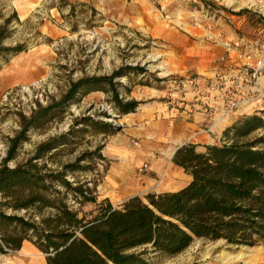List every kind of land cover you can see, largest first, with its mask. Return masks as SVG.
<instances>
[{
	"label": "rangeland",
	"instance_id": "374dc122",
	"mask_svg": "<svg viewBox=\"0 0 264 264\" xmlns=\"http://www.w3.org/2000/svg\"><path fill=\"white\" fill-rule=\"evenodd\" d=\"M12 11L19 23L9 26L12 33L3 45L24 44L25 50L0 57V164L24 119L60 101L71 83L120 68L125 75L114 79L113 90L85 96L83 90L76 101L34 122L19 136L9 168L66 135L70 144L34 163L58 172L63 165H78L66 179L87 184L98 200L107 198L115 207L134 196L144 199L184 186L189 176L169 157L180 143L204 152L225 144L224 130L241 118L264 119V0H0V23ZM113 93L122 103L136 102L135 110L117 112ZM166 110L172 121L186 120L185 137L144 139L143 131L157 136L165 130L160 121L168 119ZM145 123L147 130L141 127ZM114 172L121 177L118 186L111 180ZM145 259L264 264V240L243 246L196 239L176 256L149 251ZM0 264L46 263L45 255L25 242L19 251L0 255Z\"/></svg>",
	"mask_w": 264,
	"mask_h": 264
},
{
	"label": "trees",
	"instance_id": "16d2710c",
	"mask_svg": "<svg viewBox=\"0 0 264 264\" xmlns=\"http://www.w3.org/2000/svg\"><path fill=\"white\" fill-rule=\"evenodd\" d=\"M12 22L19 23L15 11L1 18L3 58L25 50L24 44L3 45L12 33ZM124 70L73 82L60 101L24 119L22 131L10 140L0 164V255L19 251L29 242L45 255L46 264H149L147 252L176 256L196 239L243 246L264 240V119L260 116L243 117L225 129L223 145L206 146L204 152H197L192 144L178 148L172 163L190 177L178 190L147 194L144 199L134 196L115 207L107 198L98 200L94 188L66 179L78 165H63L58 172L34 163L57 146L70 144L66 135L41 144L24 164L7 166L19 136L34 122L76 101L83 90V96L107 92L105 87L113 90L114 79L124 76ZM113 94L117 112L135 110L136 102L122 103ZM258 131L263 134L254 136ZM42 169L47 172L41 173ZM87 205L91 209L85 212ZM46 210L50 213L44 216Z\"/></svg>",
	"mask_w": 264,
	"mask_h": 264
},
{
	"label": "crops",
	"instance_id": "0c3cea01",
	"mask_svg": "<svg viewBox=\"0 0 264 264\" xmlns=\"http://www.w3.org/2000/svg\"><path fill=\"white\" fill-rule=\"evenodd\" d=\"M166 112V114H168V116H169V113H168V110H166L165 111ZM160 124H161V126H163L164 128H165V130L163 131V130H161V131H158V133H157V136H153V135H147V133H146V131H143V132H141V135L144 137V139H146L147 141H150V139H153V140H157V141H165V139H166V137H171V138H183V137H185V133L187 132L186 130H187V128H189L188 127V125H186V120L185 119H180L179 121H177V120H173L172 121V118H171V115L168 117V119L166 120V119H164V120H161L160 121ZM215 126H217V125H215ZM141 127L142 128H144V129H146L147 130V124L145 123V124H142L141 125ZM166 129H167V132H166ZM130 134L131 135H135L136 133L135 132H130ZM132 138V137H131ZM184 145V143H180L178 146H177V148H179V147H181V146H183ZM177 148H175V150L177 149ZM174 150V151H175ZM173 151V150H172ZM173 151V152H174ZM172 152V153H173ZM116 176V173L114 172L113 174H112V178H111V180L115 183H118V182H120V178L121 177H115ZM115 180H117V181H115ZM189 181H190V177H189ZM188 181V182H189ZM119 184V183H118ZM182 187V186H181ZM180 187V188H181ZM179 189V188H178ZM178 189H176V190H178ZM172 191H175V190H172ZM171 192V191H170Z\"/></svg>",
	"mask_w": 264,
	"mask_h": 264
},
{
	"label": "bare ground",
	"instance_id": "6f19581e",
	"mask_svg": "<svg viewBox=\"0 0 264 264\" xmlns=\"http://www.w3.org/2000/svg\"><path fill=\"white\" fill-rule=\"evenodd\" d=\"M172 150L170 151V153H169V157L172 155ZM115 177H120V175L119 174H116V176ZM115 181H117V180H115ZM115 186H118L119 184L118 183H116L115 182V184H114ZM237 259H239V256L238 257H236ZM235 259V258H234ZM241 259V258H240ZM228 261H232V260H230V259H228Z\"/></svg>",
	"mask_w": 264,
	"mask_h": 264
},
{
	"label": "built area",
	"instance_id": "2783aa9c",
	"mask_svg": "<svg viewBox=\"0 0 264 264\" xmlns=\"http://www.w3.org/2000/svg\"><path fill=\"white\" fill-rule=\"evenodd\" d=\"M262 37L264 38V33L262 34ZM260 69H261V67H257V69L255 70V73L257 72L256 74H259Z\"/></svg>",
	"mask_w": 264,
	"mask_h": 264
},
{
	"label": "water",
	"instance_id": "95a60500",
	"mask_svg": "<svg viewBox=\"0 0 264 264\" xmlns=\"http://www.w3.org/2000/svg\"><path fill=\"white\" fill-rule=\"evenodd\" d=\"M179 148H180V147H179ZM177 149H178V148H177ZM177 149H176V150H177ZM176 150L172 153V156L174 155V153L176 152Z\"/></svg>",
	"mask_w": 264,
	"mask_h": 264
}]
</instances>
